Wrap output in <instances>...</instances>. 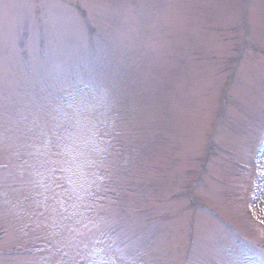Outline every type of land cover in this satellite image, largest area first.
Returning <instances> with one entry per match:
<instances>
[{
    "label": "rangeland",
    "instance_id": "obj_1",
    "mask_svg": "<svg viewBox=\"0 0 264 264\" xmlns=\"http://www.w3.org/2000/svg\"><path fill=\"white\" fill-rule=\"evenodd\" d=\"M0 264H264V0H0Z\"/></svg>",
    "mask_w": 264,
    "mask_h": 264
},
{
    "label": "snow or ice",
    "instance_id": "obj_2",
    "mask_svg": "<svg viewBox=\"0 0 264 264\" xmlns=\"http://www.w3.org/2000/svg\"><path fill=\"white\" fill-rule=\"evenodd\" d=\"M86 87L91 88V85H86ZM80 99H82V97L80 96V93L77 92L75 89L67 91L65 95L61 98L59 107L72 109Z\"/></svg>",
    "mask_w": 264,
    "mask_h": 264
}]
</instances>
